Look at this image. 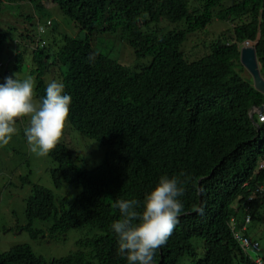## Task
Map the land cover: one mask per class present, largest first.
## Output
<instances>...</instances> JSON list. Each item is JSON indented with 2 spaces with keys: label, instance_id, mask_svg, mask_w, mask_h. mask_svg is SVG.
<instances>
[{
  "label": "trees",
  "instance_id": "16d2710c",
  "mask_svg": "<svg viewBox=\"0 0 264 264\" xmlns=\"http://www.w3.org/2000/svg\"><path fill=\"white\" fill-rule=\"evenodd\" d=\"M51 3L83 36L64 34L54 40L55 52L48 43L28 55L23 49L11 53L16 38L34 46L29 34L46 25ZM26 4L33 13H20L16 28L1 30L0 63L12 59L11 77L34 76L40 92L58 76L72 97L65 132L93 141L92 147L102 143L108 153L93 175L63 136L43 156L52 182L47 187L34 179L28 149L17 144L23 128L16 125L12 141L0 147L2 161H11L0 208L1 195L24 192L23 219L16 207L9 210L12 230L30 235L0 253V264H128L111 227L121 218L116 202L136 199L142 212L145 196L165 175L186 178L184 209L153 264H245L228 223L235 218L241 227L250 214L249 230L264 224V197L248 201L255 183L243 187L255 170L251 158L264 148V124L258 133L248 108L264 104V95L240 54L250 41L264 77V0H0V16L12 14L4 6ZM209 27L220 30L211 41L205 39ZM103 36L111 45L100 42ZM126 49L130 59L124 62ZM2 70L0 83L6 79ZM212 170L211 178H203ZM254 238L264 244V233ZM39 243L46 255L34 250Z\"/></svg>",
  "mask_w": 264,
  "mask_h": 264
},
{
  "label": "clouds",
  "instance_id": "9594fccd",
  "mask_svg": "<svg viewBox=\"0 0 264 264\" xmlns=\"http://www.w3.org/2000/svg\"><path fill=\"white\" fill-rule=\"evenodd\" d=\"M53 6L54 4L51 3V9ZM47 9L51 10L50 7ZM6 13L8 12L5 11L0 16V37H2L1 30L12 31L18 26L17 21L11 23V19L6 17ZM45 23L43 29L40 27L37 29L36 38L29 34L34 41V46L20 45L16 38L13 41L14 46L11 53L15 52L14 55H16L22 52V49L31 53L37 48L45 47L48 43L52 45V51L55 52L54 40L62 41L64 35L60 38L52 32L54 30L52 19L46 18ZM48 33L49 35L46 36ZM64 34L73 38L83 36V33L73 36L71 31L67 29H65ZM249 47L254 46L250 41H246L241 50ZM11 53H7L6 56ZM12 63V59L6 63H0V70L3 69L4 76H6L5 82L0 83V147L7 146L12 141L17 132L16 125L21 124L23 129H21L20 136L28 151L38 156H46L57 147L63 136L65 139L67 134L65 128L69 121L72 97L65 94V86L57 76L55 81L50 82L45 87L46 95L41 98V93L45 89L41 92L35 89L34 76L25 79H20L17 76L11 77ZM35 65V61H32L29 68L33 69ZM259 70L262 76L260 65ZM246 71L252 77L247 69ZM262 78L264 79L263 76ZM254 88L264 95V92L255 86ZM248 115L255 130L259 133L261 124H264V104L250 105ZM68 136L76 142L72 147L66 140L65 146L71 149L74 157H80L95 175L107 156L108 147L102 143L92 147L90 146L92 142L86 141V138L81 136L78 137L77 133ZM257 150L260 151L256 155L257 159L254 157L250 160L255 164L253 175L243 183L245 188L250 187L252 182L255 183L248 201H254L257 197H264V180H262L264 178V148L259 147ZM218 166L221 173L222 163L220 162ZM213 172L214 170L203 178H211ZM261 173L263 174L262 179L259 177ZM203 178L199 179V193L201 191L200 182ZM220 178L219 175L218 180ZM185 182L186 178L180 180L178 176L169 178L165 175L160 177L154 190L145 196L142 212L137 210L141 204L136 199H120L116 202L115 206L119 209L121 218L113 222L111 227L118 236V254L125 256L128 264H153L157 250L167 243L179 222V216L184 209L180 197L185 194V189L182 186ZM244 222L245 224L241 227L237 225L235 218H232L228 223L233 240L237 243L239 251L245 259V264H264V244L258 238H254L248 228L252 224L250 214H247ZM23 226L25 227L26 224ZM15 232L30 235L29 232L23 231V228L19 231L15 230ZM45 236L47 237L48 234L43 235V237Z\"/></svg>",
  "mask_w": 264,
  "mask_h": 264
},
{
  "label": "rangeland",
  "instance_id": "374dc122",
  "mask_svg": "<svg viewBox=\"0 0 264 264\" xmlns=\"http://www.w3.org/2000/svg\"><path fill=\"white\" fill-rule=\"evenodd\" d=\"M51 9V6H48ZM5 10L11 11L12 14H8L6 13V17L11 19V23H15L16 22V18L18 16H20V13H33L32 7L28 4L25 5V7L23 6H4L3 7ZM18 13V14H17ZM46 18H50L53 20L54 22V31H52L53 33H55L58 37L62 38L65 32V29L70 30L71 34L73 36H78L80 34H82V30L78 27L75 26V24H73L71 22V20L66 17L57 6H53V8L51 10H47V16ZM46 18L44 19V21L46 20ZM216 31V33L214 32ZM37 32V29L34 28L31 31V34H35ZM49 32V31H48ZM220 32V30H216L215 28L209 27L208 29V33H207V38L205 37V39L207 40H214L216 37V34L218 35ZM49 33L46 35L48 36ZM108 36L106 37H102V40L100 39H95L93 40V45L94 48L96 50H102L103 49V45L101 47H99V43H103L104 39L105 42V46L111 45V42L108 41ZM100 40V42H99ZM192 46V45H191ZM190 46V47H191ZM189 47V48H190ZM121 53V47H118V49L116 50V53ZM28 55V51L26 52ZM122 58L125 61H128L130 59V53L129 50L126 49L123 51L122 53ZM28 63H32L31 57L28 58ZM24 75L29 74V71L24 68L23 72ZM65 139L67 140V142L70 143V145L72 147H74V142H76L75 140L71 139L67 134L65 135ZM20 141L17 143L19 149L23 150L22 146H21V142H22V138L20 137L19 139ZM89 140V139H88ZM90 142L93 143V141L89 140ZM28 154H30L29 156L31 157V166L34 172V179L36 181H41L42 183H44L45 186L47 187H52V182L50 179L49 174L46 171V165H47V158L43 157V156H38L35 153H32L30 151H28ZM10 158L12 157V153L9 154ZM11 162L9 161H2V156L0 157V187L1 190H4L3 185L4 183H6L8 181V178L5 176L7 173L5 171L8 170V166L6 163ZM26 169H28V167H26ZM8 191H11V189H9L7 187ZM17 191V192H16ZM1 201H3V209L0 208V253H4V252H8L10 249H12L13 247L21 244V243H25L26 242V236L24 233L21 232H15L14 230H12V227H14L15 225V219L14 217L11 215L10 212V208L11 207H16L17 211H18V217L20 219H23V212L24 209L23 207V197H24V192L20 191V190H14L12 192V197H9L8 193H4L3 195H1ZM21 223V222H20ZM24 223V222H23ZM21 223V224H23ZM264 233V224H256L253 225L251 230H250V234L254 237H257L260 233ZM261 233V234H262ZM40 244V246H39ZM36 244L34 246V250L41 255H46L47 254V247L45 245H43L42 243ZM41 247V249H40ZM50 254V253H49ZM48 254V255H49Z\"/></svg>",
  "mask_w": 264,
  "mask_h": 264
},
{
  "label": "water",
  "instance_id": "95a60500",
  "mask_svg": "<svg viewBox=\"0 0 264 264\" xmlns=\"http://www.w3.org/2000/svg\"><path fill=\"white\" fill-rule=\"evenodd\" d=\"M241 62L252 75L254 86L264 92V79L260 74L256 49L254 47L243 48L241 50Z\"/></svg>",
  "mask_w": 264,
  "mask_h": 264
}]
</instances>
